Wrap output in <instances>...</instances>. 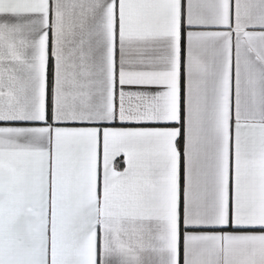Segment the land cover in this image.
Wrapping results in <instances>:
<instances>
[{
    "label": "snow or ice",
    "instance_id": "1",
    "mask_svg": "<svg viewBox=\"0 0 264 264\" xmlns=\"http://www.w3.org/2000/svg\"><path fill=\"white\" fill-rule=\"evenodd\" d=\"M0 264H264V0H0Z\"/></svg>",
    "mask_w": 264,
    "mask_h": 264
}]
</instances>
